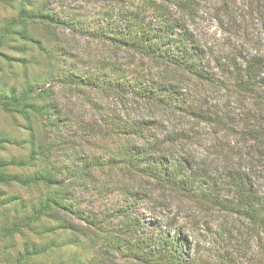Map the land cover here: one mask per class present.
<instances>
[{"label": "trees", "instance_id": "obj_1", "mask_svg": "<svg viewBox=\"0 0 264 264\" xmlns=\"http://www.w3.org/2000/svg\"><path fill=\"white\" fill-rule=\"evenodd\" d=\"M34 1L15 0L18 15L9 31L24 41L29 39L32 21L59 22L49 14L44 0H38L42 5ZM97 13L95 26L71 25V30L198 82L197 88L184 80H162L155 85L136 81L127 87L116 81L110 87L116 92L129 90L187 121L214 127L215 135L221 132L225 139L209 142V148H216L215 158L209 161L207 156L198 160L188 153H164L163 143L189 139L185 130L160 138L149 134L151 121L128 115L127 120L113 122L111 128L114 142H125L118 147L124 162L156 182L201 195L242 222V229L240 225L224 227L228 237L238 239L242 233L243 240L238 239L234 252L223 255L217 264H264V0H108ZM58 75L67 83L81 80L68 70L59 69ZM39 92L27 84L18 91L0 86V107L17 110L26 121L29 136L12 140L0 134V185L7 190L13 186L51 189L58 183L62 168L48 162L46 149L35 138L34 117L59 125L49 113L51 106L39 104ZM7 145L23 152L9 154ZM5 189L0 205L5 209L15 206L13 218L17 220L0 227L3 237L24 233L43 216L52 218L48 214L52 204L73 211L64 196L44 194L32 203ZM122 211L123 218L131 221ZM220 226L217 235H222L218 231L224 225ZM179 231L172 236L157 233L153 248L143 250L146 259L156 264H198L195 258L183 255L187 240L179 238ZM41 253L36 242L25 239L5 264H47L37 260Z\"/></svg>", "mask_w": 264, "mask_h": 264}, {"label": "rangeland", "instance_id": "obj_2", "mask_svg": "<svg viewBox=\"0 0 264 264\" xmlns=\"http://www.w3.org/2000/svg\"><path fill=\"white\" fill-rule=\"evenodd\" d=\"M44 1L49 14L59 22L32 21L29 39L24 41L9 31L18 15L15 0H0V86L18 91L27 84L40 91L39 104L51 106L49 113L59 125L34 117L35 138L46 149L48 162L62 169L51 189L13 186L7 190L0 185V204L5 189L32 203L44 194L64 196L73 211L52 204L48 213L52 218L43 216L24 233L16 232L14 238L3 237L0 229V264H5L25 239L38 244L42 253L37 260L47 264H156L146 259L143 250L153 248L157 233L165 231L172 236L177 229L179 238L187 240L185 257L195 258L198 264L221 262L223 255L234 252L237 240H243L242 233L238 239L228 237L224 227L240 225L242 229V222L199 194L168 187L128 167L118 148L125 142H114L111 131L113 122L127 120L128 115L143 116L151 121L149 134L163 138L183 129L189 137L182 143H163L164 153L214 159L216 148H209V142L225 140L221 132L215 135L216 128L180 118L129 90L116 92L110 87L116 81L127 87L136 81L155 85L162 80H184L187 86L197 88L198 82L71 30V25L95 26L97 12L108 0ZM38 2L35 0V5ZM59 69L72 71L80 82L63 81ZM26 126L17 110L0 107V134L24 140L29 138ZM7 146L9 154L23 152L17 146ZM122 210L131 221L123 218ZM15 213V206L5 209L0 205V227L17 220ZM220 225H224L218 231L222 235H217Z\"/></svg>", "mask_w": 264, "mask_h": 264}]
</instances>
